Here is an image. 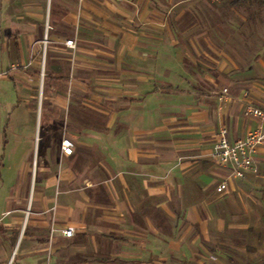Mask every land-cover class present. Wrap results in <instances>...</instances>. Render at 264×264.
<instances>
[{
	"label": "crops",
	"instance_id": "1",
	"mask_svg": "<svg viewBox=\"0 0 264 264\" xmlns=\"http://www.w3.org/2000/svg\"><path fill=\"white\" fill-rule=\"evenodd\" d=\"M219 6L0 0V264H264V143L241 178L211 157L264 106Z\"/></svg>",
	"mask_w": 264,
	"mask_h": 264
},
{
	"label": "built area",
	"instance_id": "2",
	"mask_svg": "<svg viewBox=\"0 0 264 264\" xmlns=\"http://www.w3.org/2000/svg\"><path fill=\"white\" fill-rule=\"evenodd\" d=\"M66 44L75 47V40L68 39ZM1 75V73H0ZM227 92V89H224ZM245 114L260 119L261 126L250 130L244 138L232 140L226 127H221L216 134V141L211 151L212 160L220 166L229 169L233 177H244L248 170H256L255 154L264 143V106L249 105ZM62 151L70 155L73 152V142L69 138L62 140ZM228 189V181L223 179L216 184V191L222 193ZM74 227L69 226L63 234L70 237L74 234Z\"/></svg>",
	"mask_w": 264,
	"mask_h": 264
},
{
	"label": "rangeland",
	"instance_id": "3",
	"mask_svg": "<svg viewBox=\"0 0 264 264\" xmlns=\"http://www.w3.org/2000/svg\"><path fill=\"white\" fill-rule=\"evenodd\" d=\"M230 1L232 0H225L220 3L217 0V4H220L219 7H221L220 12H223H217V15L214 16L215 20L223 24H235L239 33L235 43L243 46L239 45L237 48L242 51L240 55L243 59L236 64L244 68L254 67L264 79V14L260 11L256 0H239L238 5H234L236 6L234 8H237L240 16L233 13L232 10L226 12V9H229Z\"/></svg>",
	"mask_w": 264,
	"mask_h": 264
},
{
	"label": "trees",
	"instance_id": "4",
	"mask_svg": "<svg viewBox=\"0 0 264 264\" xmlns=\"http://www.w3.org/2000/svg\"><path fill=\"white\" fill-rule=\"evenodd\" d=\"M260 11L264 14V0H256Z\"/></svg>",
	"mask_w": 264,
	"mask_h": 264
}]
</instances>
